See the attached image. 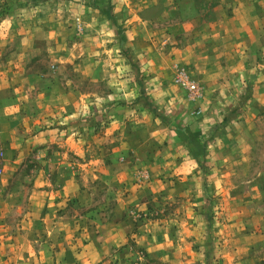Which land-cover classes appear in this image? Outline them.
<instances>
[{
    "label": "rangeland",
    "instance_id": "374dc122",
    "mask_svg": "<svg viewBox=\"0 0 264 264\" xmlns=\"http://www.w3.org/2000/svg\"><path fill=\"white\" fill-rule=\"evenodd\" d=\"M228 5L0 0V65H21L23 97L59 85L93 134L111 120L127 144L108 155L100 135L81 158L50 139L46 152L0 151V264H264V91L257 72H229L250 59L223 38L236 36L220 24ZM180 130L205 143L202 158ZM102 161L124 170L103 180Z\"/></svg>",
    "mask_w": 264,
    "mask_h": 264
},
{
    "label": "crops",
    "instance_id": "0c3cea01",
    "mask_svg": "<svg viewBox=\"0 0 264 264\" xmlns=\"http://www.w3.org/2000/svg\"><path fill=\"white\" fill-rule=\"evenodd\" d=\"M217 1L219 6L220 4L228 3L227 10L235 13L234 17L220 22L223 27H232L236 33V36L227 33L223 37L224 40L233 44L231 46L232 56L245 61L250 59L244 67L240 62L234 68L229 69V72L241 73L243 71L247 74H254L253 71L257 72L259 78L256 80V84L264 91V0ZM6 22L12 24L11 20ZM219 27L220 25L217 22L213 25V30ZM5 37V35L2 36V38ZM216 37L218 38L219 36ZM21 39L32 41L31 35L27 33ZM24 52L25 47L23 48V54ZM34 53L38 52L34 51ZM24 55L26 56V54ZM25 56L21 58H25ZM12 68H15V72H13ZM20 71L21 65L20 67L12 66L9 61L4 65H0V75H2L0 77V151L3 155L12 153L14 150L24 152L29 148L30 145L28 144H32L33 147L36 144L35 147H42L44 152H46V148H48L46 140L50 139L53 140V143L58 144L59 149H62V155L68 156L70 153L81 158L80 155L86 154L87 151L93 149L94 138L99 141L98 137L100 135L101 144L107 143L105 150L108 155H111L112 152H122L123 149L127 148L123 131L120 130V133L117 131V135L112 133L115 131L116 123L111 122V120L107 122L106 127L100 128L99 133L93 134V127L90 128L87 124H83V121H80L75 115L77 105L72 94L70 92L67 93L66 90L62 92L59 85L50 84L49 87H46V83L42 82L43 85L39 83L40 88L38 87V89L40 92L36 94L35 98L23 97V94L18 91L22 83L18 77H14L16 74L19 75ZM8 73H12L13 77L7 82L5 75ZM208 73H216V69L211 68ZM9 82L12 83L9 86L15 89L17 95L19 94L17 99L4 97L6 89L3 87ZM231 82L233 87L245 85L244 81L240 80L233 79ZM17 84H19L18 88H16ZM260 98L264 100V92H262V97ZM38 127L41 132L35 135L39 130ZM94 135L97 136L95 137ZM23 138L25 140L24 144H19V139L23 141ZM28 139L31 141L30 143ZM112 142L116 143V145H113ZM238 142L236 140L234 143L238 144ZM237 147L240 149L239 146ZM62 165L64 164L62 163ZM114 168L124 170L123 168L120 169L119 163L115 167V163L104 162L102 167H100V173L106 177L102 179H109L110 172ZM83 170L86 173L90 172L91 167H87L86 164ZM115 175L118 177V181H125L126 174L116 173ZM69 177L64 184L69 187L77 186L75 176Z\"/></svg>",
    "mask_w": 264,
    "mask_h": 264
},
{
    "label": "trees",
    "instance_id": "16d2710c",
    "mask_svg": "<svg viewBox=\"0 0 264 264\" xmlns=\"http://www.w3.org/2000/svg\"><path fill=\"white\" fill-rule=\"evenodd\" d=\"M107 12V11H106ZM107 16V15H106ZM112 19L111 15H108V18ZM187 130H180L178 134H180L179 138L181 141H186L188 153L195 159L198 160L205 155V143L198 139L195 135L192 136L186 133Z\"/></svg>",
    "mask_w": 264,
    "mask_h": 264
},
{
    "label": "built area",
    "instance_id": "2783aa9c",
    "mask_svg": "<svg viewBox=\"0 0 264 264\" xmlns=\"http://www.w3.org/2000/svg\"><path fill=\"white\" fill-rule=\"evenodd\" d=\"M188 89H189V91H190L191 93H195V92H196V87H195L194 84L190 85V87H188Z\"/></svg>",
    "mask_w": 264,
    "mask_h": 264
}]
</instances>
